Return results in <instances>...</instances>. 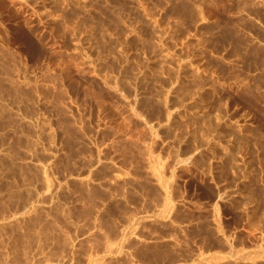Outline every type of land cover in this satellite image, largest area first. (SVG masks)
Here are the masks:
<instances>
[{"label": "rangeland", "instance_id": "rangeland-1", "mask_svg": "<svg viewBox=\"0 0 264 264\" xmlns=\"http://www.w3.org/2000/svg\"><path fill=\"white\" fill-rule=\"evenodd\" d=\"M255 2L0 0V264H264Z\"/></svg>", "mask_w": 264, "mask_h": 264}, {"label": "crops", "instance_id": "crops-1", "mask_svg": "<svg viewBox=\"0 0 264 264\" xmlns=\"http://www.w3.org/2000/svg\"><path fill=\"white\" fill-rule=\"evenodd\" d=\"M255 3L260 8L264 7V0H256ZM244 14L246 16H248V18H250L253 21L254 25L257 28V30L260 31L263 34V36H264V19L256 17L255 15H253L248 10H245ZM248 35L250 36V34H248ZM251 36H253L255 38L254 42L256 43L257 47L261 48L263 50V52H264V37L260 38L256 34L251 35ZM20 190H23V189H20Z\"/></svg>", "mask_w": 264, "mask_h": 264}]
</instances>
